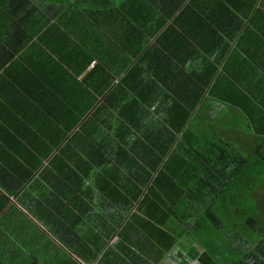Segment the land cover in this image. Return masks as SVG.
I'll return each instance as SVG.
<instances>
[{"label":"trees","instance_id":"obj_1","mask_svg":"<svg viewBox=\"0 0 264 264\" xmlns=\"http://www.w3.org/2000/svg\"><path fill=\"white\" fill-rule=\"evenodd\" d=\"M182 1L76 0L108 33L110 46L85 77L87 103L73 108V119L49 121L57 131H7L9 163L19 165L8 172L27 181L41 170L40 184L29 190L50 186L67 193L74 207L87 195L89 203L107 208H136L127 224L145 214L143 221L169 240V249L178 241L173 230L190 237L196 228H209L210 220L218 229L234 222L223 243L200 242L195 258L200 264H247L242 258L256 264L264 255V198L258 192L264 183L255 181L264 180V107L240 89H233V99L219 96L216 70L193 67L198 50L212 54L214 46L193 36L194 7L182 9ZM206 90L248 118L257 144L251 156L221 138L208 142L186 131ZM22 186L10 178V193ZM234 194L237 207L228 214L223 205Z\"/></svg>","mask_w":264,"mask_h":264},{"label":"crops","instance_id":"obj_2","mask_svg":"<svg viewBox=\"0 0 264 264\" xmlns=\"http://www.w3.org/2000/svg\"><path fill=\"white\" fill-rule=\"evenodd\" d=\"M75 1L0 0V167L6 171L0 170V264L200 262L195 258L200 251L195 240L181 232L172 231L178 241L169 249V240L143 221L148 219L145 214L127 224L138 212L136 208L129 209L130 213L120 206L107 208L104 202L89 203L87 195L74 207L66 199L67 193H57L50 186L48 191L40 185L29 190L31 183L40 182L41 170L27 181L9 175L8 167L19 165L9 163V148L4 143L7 131H57L49 121L73 119V108L81 110L87 103V94L81 91L87 88L85 77L99 63L98 54L103 57L110 46L108 33L83 8H77ZM190 4L194 7L193 36L214 46L212 54L199 49V63L193 67L201 69L203 64L216 70V78L222 82L219 96L233 99V89H240L263 108L264 0H183L182 9ZM90 54L96 56L88 64ZM190 67L187 64V74ZM196 103L186 131L192 130L199 116L198 129H210L203 135L193 129L194 136L208 142L221 138L236 147L240 143L234 139L237 135L216 130L207 116L239 115L248 124L251 144V137L256 141L248 118L230 101L213 98L206 90ZM203 110L207 115L202 116ZM10 178L23 184L19 192H9ZM259 180L256 177V183ZM261 188L259 199L264 198ZM261 255L256 264H264ZM242 262L253 261L242 258Z\"/></svg>","mask_w":264,"mask_h":264},{"label":"rangeland","instance_id":"obj_3","mask_svg":"<svg viewBox=\"0 0 264 264\" xmlns=\"http://www.w3.org/2000/svg\"><path fill=\"white\" fill-rule=\"evenodd\" d=\"M207 112H208L207 110H205V111L203 110L202 116L207 115L206 114ZM207 117L212 118V119L210 118V120L214 121L213 125H214L216 130L217 129H221V130L227 129L230 132H233L234 135H237L236 137H234V139H237L241 143V144L236 143V149L241 153V155H243L244 157L247 158L253 154L254 149L256 150V148L254 146V144L256 145V141L253 142V138L251 137V139H252V144H251V142L248 138V131H249L248 124L239 115H226V117H224V115H221V114H217V115L209 114ZM197 119H198L197 121H193V123H192V130H191L192 132L191 133L193 134L195 132L194 130H196V131H200V132L202 131L200 133V135H203V132L206 131L205 129H208V128L210 129V127L206 125L207 127H205V129L204 128L198 129L197 122L199 121V116ZM259 181L260 182L263 181V178H261ZM240 193L242 194V196H241L242 199L246 201L247 197L244 195V192L243 193L240 192ZM227 197L228 196H226V198ZM229 198H230L229 200L224 202V203H226V205H223L224 204L223 203V204H218L215 207V213H217V216H218V210L220 209V207L222 205L226 209L230 210V212L228 214H234V212H235L234 209L237 207L236 206L237 205L236 204L237 195L234 194L231 197L229 196ZM209 223H210V224H208L209 228H207V229L202 228V227L196 228V232L193 231V236L190 235L191 239L196 240L195 245H197V246L200 245V242H205L204 244H206V243H213V244L215 243L216 244L217 242H219V244H220L222 242L220 239L221 236H226L229 233V231L231 230V228H233V226H234V222H232L230 227L227 226V227L218 229V228H216L214 222H212L210 220ZM246 228H248V226ZM221 231H223L222 234L219 233ZM204 244L201 243L202 248H204Z\"/></svg>","mask_w":264,"mask_h":264},{"label":"built area","instance_id":"obj_4","mask_svg":"<svg viewBox=\"0 0 264 264\" xmlns=\"http://www.w3.org/2000/svg\"><path fill=\"white\" fill-rule=\"evenodd\" d=\"M191 264H200L199 261H193Z\"/></svg>","mask_w":264,"mask_h":264}]
</instances>
